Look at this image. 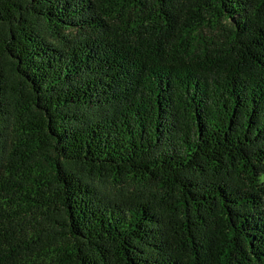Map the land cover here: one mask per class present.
Wrapping results in <instances>:
<instances>
[{
	"label": "trees",
	"instance_id": "obj_1",
	"mask_svg": "<svg viewBox=\"0 0 264 264\" xmlns=\"http://www.w3.org/2000/svg\"><path fill=\"white\" fill-rule=\"evenodd\" d=\"M0 264H264V0H0Z\"/></svg>",
	"mask_w": 264,
	"mask_h": 264
}]
</instances>
